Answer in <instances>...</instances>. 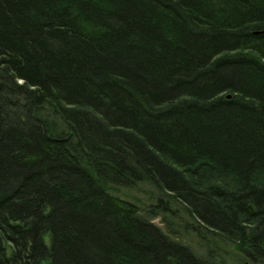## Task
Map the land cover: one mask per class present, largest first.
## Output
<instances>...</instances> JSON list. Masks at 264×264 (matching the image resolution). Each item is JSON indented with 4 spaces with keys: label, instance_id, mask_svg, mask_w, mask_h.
I'll return each mask as SVG.
<instances>
[{
    "label": "trees",
    "instance_id": "trees-1",
    "mask_svg": "<svg viewBox=\"0 0 264 264\" xmlns=\"http://www.w3.org/2000/svg\"><path fill=\"white\" fill-rule=\"evenodd\" d=\"M0 264H264V0H0Z\"/></svg>",
    "mask_w": 264,
    "mask_h": 264
},
{
    "label": "rangeland",
    "instance_id": "rangeland-1",
    "mask_svg": "<svg viewBox=\"0 0 264 264\" xmlns=\"http://www.w3.org/2000/svg\"><path fill=\"white\" fill-rule=\"evenodd\" d=\"M22 83V82H21ZM153 187L146 183L143 184L141 188L139 189H128V188H116L114 190V193L121 197V198H126L129 199L133 202H137L139 206H141V209L144 211L145 215H148V209L151 207L149 206L150 202L152 201V199L150 198L151 195L149 194V191L152 190L153 191ZM252 212V211H251ZM254 212V209H253ZM182 219V224H186L187 227L185 226H181V229L179 231V235L178 237L181 238V240L185 241L189 246L194 247L195 249H197L199 252H204L207 250V246H205V243L203 241V238L201 236H199V234L197 233V231L195 229H191L190 228V218L188 215H185L184 213H181V216H179ZM162 216H159L158 218H154V221L156 223L161 222ZM169 223H172V225L174 227H177V225L174 223L175 221L173 219H169L168 220ZM189 222V223H187ZM194 224V223H193ZM46 242H48V244H50V237L47 236L46 237Z\"/></svg>",
    "mask_w": 264,
    "mask_h": 264
},
{
    "label": "water",
    "instance_id": "water-1",
    "mask_svg": "<svg viewBox=\"0 0 264 264\" xmlns=\"http://www.w3.org/2000/svg\"><path fill=\"white\" fill-rule=\"evenodd\" d=\"M22 82H23V80H22ZM231 96H232V94L230 93L227 97L230 98ZM250 210L253 212L252 206H250Z\"/></svg>",
    "mask_w": 264,
    "mask_h": 264
},
{
    "label": "bare ground",
    "instance_id": "bare-ground-1",
    "mask_svg": "<svg viewBox=\"0 0 264 264\" xmlns=\"http://www.w3.org/2000/svg\"><path fill=\"white\" fill-rule=\"evenodd\" d=\"M228 95H229V94H228ZM228 95H227V96H228Z\"/></svg>",
    "mask_w": 264,
    "mask_h": 264
}]
</instances>
